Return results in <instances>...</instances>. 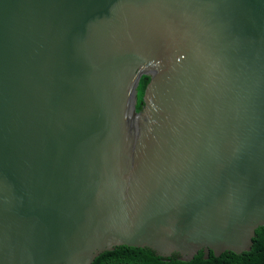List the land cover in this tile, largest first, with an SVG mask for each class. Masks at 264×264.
I'll list each match as a JSON object with an SVG mask.
<instances>
[{
	"label": "water",
	"instance_id": "water-1",
	"mask_svg": "<svg viewBox=\"0 0 264 264\" xmlns=\"http://www.w3.org/2000/svg\"><path fill=\"white\" fill-rule=\"evenodd\" d=\"M263 225L264 0H0V264Z\"/></svg>",
	"mask_w": 264,
	"mask_h": 264
},
{
	"label": "trees",
	"instance_id": "trees-1",
	"mask_svg": "<svg viewBox=\"0 0 264 264\" xmlns=\"http://www.w3.org/2000/svg\"><path fill=\"white\" fill-rule=\"evenodd\" d=\"M149 82V76L144 75L140 79L137 112L143 109V95ZM251 241L252 244L248 251L239 254L224 252L218 257L210 251L208 258H204L203 251L200 250L191 261H182L178 254L163 257L147 247L122 245L101 253L92 264H264V225L255 230Z\"/></svg>",
	"mask_w": 264,
	"mask_h": 264
}]
</instances>
